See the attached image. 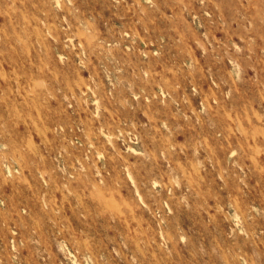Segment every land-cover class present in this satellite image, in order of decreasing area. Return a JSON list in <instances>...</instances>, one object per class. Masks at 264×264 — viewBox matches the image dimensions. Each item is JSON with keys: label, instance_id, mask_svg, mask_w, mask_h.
<instances>
[{"label": "rangeland", "instance_id": "obj_1", "mask_svg": "<svg viewBox=\"0 0 264 264\" xmlns=\"http://www.w3.org/2000/svg\"><path fill=\"white\" fill-rule=\"evenodd\" d=\"M0 264H264V0H0Z\"/></svg>", "mask_w": 264, "mask_h": 264}, {"label": "bare ground", "instance_id": "obj_2", "mask_svg": "<svg viewBox=\"0 0 264 264\" xmlns=\"http://www.w3.org/2000/svg\"><path fill=\"white\" fill-rule=\"evenodd\" d=\"M55 2V1H54ZM137 198V197H136Z\"/></svg>", "mask_w": 264, "mask_h": 264}]
</instances>
